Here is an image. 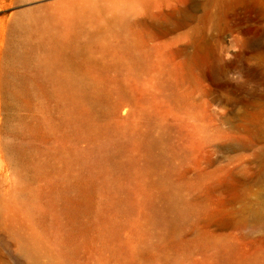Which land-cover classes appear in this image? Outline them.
<instances>
[{
  "label": "rangeland",
  "instance_id": "rangeland-1",
  "mask_svg": "<svg viewBox=\"0 0 264 264\" xmlns=\"http://www.w3.org/2000/svg\"><path fill=\"white\" fill-rule=\"evenodd\" d=\"M150 1L0 0V264H264V0ZM42 9L101 95L34 140L32 178L3 52L16 15ZM79 177L93 206L77 222L57 191Z\"/></svg>",
  "mask_w": 264,
  "mask_h": 264
},
{
  "label": "bare ground",
  "instance_id": "bare-ground-1",
  "mask_svg": "<svg viewBox=\"0 0 264 264\" xmlns=\"http://www.w3.org/2000/svg\"><path fill=\"white\" fill-rule=\"evenodd\" d=\"M151 2L145 0L144 3L150 5ZM8 28L3 52V92L8 115L17 120L9 127L10 150L18 168L33 178L46 169L47 163L42 156L41 143L34 140L43 144L52 141L56 135L55 119L59 118L62 126L72 125L75 119L83 120L82 107L96 103L101 93L81 69L72 67L75 63L66 34L68 24L59 13L47 9L22 12ZM131 35L129 50L141 58L140 38L137 33ZM74 70L78 77L73 75ZM179 77L187 82L190 76L181 73ZM22 110L27 116L22 115ZM57 192L75 221L78 214L90 211L93 206L89 184L83 177L69 181Z\"/></svg>",
  "mask_w": 264,
  "mask_h": 264
}]
</instances>
